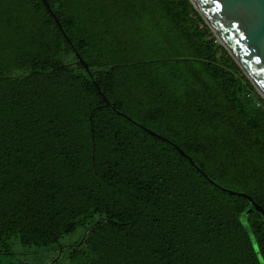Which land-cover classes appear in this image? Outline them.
Here are the masks:
<instances>
[{"label": "trees", "instance_id": "1", "mask_svg": "<svg viewBox=\"0 0 264 264\" xmlns=\"http://www.w3.org/2000/svg\"><path fill=\"white\" fill-rule=\"evenodd\" d=\"M46 2L111 108L41 0H0V254L264 264L221 190L264 210V100L189 0Z\"/></svg>", "mask_w": 264, "mask_h": 264}, {"label": "water", "instance_id": "2", "mask_svg": "<svg viewBox=\"0 0 264 264\" xmlns=\"http://www.w3.org/2000/svg\"><path fill=\"white\" fill-rule=\"evenodd\" d=\"M41 1L52 16L67 43L70 45L77 61L88 74L90 80L105 102V106L111 108L108 100L93 80L87 64L75 50L71 41L63 31L58 19L53 14L50 6L47 4L46 0ZM189 2L199 13L218 43L228 52L245 77L264 100V0H218L221 4L219 9L216 8V0H189ZM230 17L232 18L233 23L243 22L244 28L251 36V39L240 40L239 31H237L236 28H233L232 24L229 22ZM249 45H251V47H249ZM112 110L127 121L132 122L131 119L127 118L125 115L117 112L113 108ZM140 128L151 136L173 146L184 159H186L206 180L209 181L208 177L202 171L197 169L191 158L188 157L179 147L146 128L141 126ZM210 184L213 185L211 181ZM221 190L228 194L238 195L247 199L251 204L252 209L261 214L264 218V210L246 194H237L226 189ZM258 257L260 259L259 255Z\"/></svg>", "mask_w": 264, "mask_h": 264}, {"label": "rangeland", "instance_id": "3", "mask_svg": "<svg viewBox=\"0 0 264 264\" xmlns=\"http://www.w3.org/2000/svg\"><path fill=\"white\" fill-rule=\"evenodd\" d=\"M80 236L81 230L76 231L72 235L64 236L60 240V245L74 244L79 240ZM12 244L13 254H0V264H52L58 258H60L58 264H66L65 254H61L62 249L45 251L35 247L22 248L16 240H13Z\"/></svg>", "mask_w": 264, "mask_h": 264}, {"label": "snow or ice", "instance_id": "4", "mask_svg": "<svg viewBox=\"0 0 264 264\" xmlns=\"http://www.w3.org/2000/svg\"><path fill=\"white\" fill-rule=\"evenodd\" d=\"M220 7H221V4L218 2V0H216V8L219 9ZM229 22L232 24L233 28H236L237 31H239L240 40H249V39H251V36L246 32V30L244 28L243 22L233 23L231 17L229 19ZM238 43H239V41H238ZM249 47H251V45H249ZM244 210H245V206L244 205H239L238 207L235 208V213L240 214V213H243ZM238 224L244 225V227H248V225L246 224V222L243 220L242 217L238 220ZM251 246H252V248H254L256 253L260 252V247H259V245L256 244L254 236L252 237Z\"/></svg>", "mask_w": 264, "mask_h": 264}]
</instances>
